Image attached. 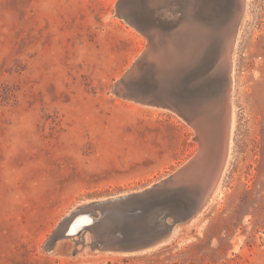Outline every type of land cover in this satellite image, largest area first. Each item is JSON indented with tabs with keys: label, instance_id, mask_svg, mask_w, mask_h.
Instances as JSON below:
<instances>
[{
	"label": "rangeland",
	"instance_id": "1",
	"mask_svg": "<svg viewBox=\"0 0 264 264\" xmlns=\"http://www.w3.org/2000/svg\"><path fill=\"white\" fill-rule=\"evenodd\" d=\"M118 1L0 0V264H264V0H248L233 57L220 195L152 252L80 244L70 256L68 239L44 251L75 208L152 186L200 148L172 110L112 93L148 43L116 15ZM239 1L202 0L197 17L216 7L232 18Z\"/></svg>",
	"mask_w": 264,
	"mask_h": 264
},
{
	"label": "water",
	"instance_id": "2",
	"mask_svg": "<svg viewBox=\"0 0 264 264\" xmlns=\"http://www.w3.org/2000/svg\"><path fill=\"white\" fill-rule=\"evenodd\" d=\"M148 3L149 0H119L117 3L116 15L144 34L148 43L133 66L116 82L112 93L147 106L172 110L196 130L201 122H209L203 118L206 112L215 107L221 110L224 116L221 159L218 163L209 162L203 177L196 176L203 149L196 132L200 142L197 154L174 174L142 190L75 208L51 234L44 246L45 252H52L60 240L72 239L74 247L69 255L76 256L78 246L86 244L81 233L94 227H98V231L89 243L91 249L124 254L155 251L172 242L177 225L191 221L205 208L215 189L227 151L229 102L225 95L231 83L233 60L228 55L225 66L222 61L214 66L211 59L216 34L196 28L189 19L174 20L175 12L168 10L169 7H163L165 17L158 18L160 8H152ZM212 169V175L205 179ZM97 213L102 217L96 218ZM78 218L86 223L79 231L70 233L66 222ZM103 221L109 226L102 227ZM79 234L80 238L75 240Z\"/></svg>",
	"mask_w": 264,
	"mask_h": 264
},
{
	"label": "bare ground",
	"instance_id": "3",
	"mask_svg": "<svg viewBox=\"0 0 264 264\" xmlns=\"http://www.w3.org/2000/svg\"><path fill=\"white\" fill-rule=\"evenodd\" d=\"M181 1L182 3L177 2L176 0H172V1L170 0H149L148 5H150L152 8H157V7L160 8L158 9L157 15H156L158 18L159 17L162 18L163 16H165L166 11L161 10V9H163V7H169L168 10L170 11L174 10L175 15L178 16L177 17L178 19H181L182 21H185L186 19L194 21L190 23L196 28L200 29L201 27L200 30L206 29L208 33L209 32H211L212 34L221 33L223 42L225 40V43L223 44V50H222L223 55H224V58L222 60L223 65L225 66V64L227 63V62L225 63V61L228 55H229V59L232 58L233 60L235 49L238 43L240 30L242 27V23L246 17V13L248 10V0L239 1L237 11L234 12V15L232 18H228L226 14V9H220V8L217 9L216 7H214L212 9L213 13H211L210 15L207 14V16H205L206 21L205 20L200 21L197 17V10L198 8H200L198 6L202 3L201 2L202 0H181ZM208 19L209 21H207ZM230 53L232 54L231 57H230ZM231 63H232L231 64L232 67L230 69L231 83L226 89V95H225L226 96L225 100L228 98L227 100L229 102V115H228L229 132L226 137L227 151L225 154V161H224L225 163H224L222 170L220 171L219 177L215 181L216 183L214 182L215 189L211 195L210 200L206 204L205 208L201 212L198 213V215L201 214L206 209L208 204L213 202L220 195L222 173L224 172L227 166L229 156H230V151L232 149V144H233L232 135H233L234 125H235V110H234V105L232 102V91L234 87V79H233L234 60L231 61ZM203 118L204 119L207 118L209 122L207 124L201 122L200 124H198V127H197L198 130L195 129L196 132L199 133V139H200L199 141L203 143V149L201 151V156H200L199 161L197 162V166L195 169V173L197 174L196 175L197 177H203L202 175L206 174L205 170L209 162L218 163L221 159V151H220L221 147L220 146H221L222 138H223V125H222V122L224 120L223 112L221 110H218L215 107L214 109L212 110L210 109L208 112H206ZM202 153H203V156H202ZM212 173H213V169L210 171V173L207 172L205 179H207L208 176H211ZM101 217H102V214L97 213L96 218H101ZM85 223L86 221L82 220L81 218L75 219L74 222L73 220L71 221L68 220L66 222V227L68 230H70V233H75L80 228V226ZM185 224H182V225H185ZM106 225L107 224L104 222L102 227H106ZM182 225L179 224L176 226L174 230V235H175L176 229ZM86 231L85 233L83 231L84 234H82V236L86 235L88 237V240L92 241V238L95 236V234L98 231V227L89 229V231L87 232L88 234H86ZM79 238H75V240H78ZM68 240L72 243V246H69L70 248L68 249L69 250L68 254H69L70 251L74 247V242L72 241V239H68ZM90 241H86L85 247L89 246ZM80 249L81 248L78 247L79 252H80Z\"/></svg>",
	"mask_w": 264,
	"mask_h": 264
}]
</instances>
